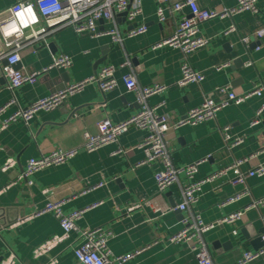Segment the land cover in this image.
I'll return each instance as SVG.
<instances>
[{
  "label": "crops",
  "instance_id": "0c3cea01",
  "mask_svg": "<svg viewBox=\"0 0 264 264\" xmlns=\"http://www.w3.org/2000/svg\"><path fill=\"white\" fill-rule=\"evenodd\" d=\"M16 1L0 0V11ZM196 1L199 7L216 11L235 3L234 0ZM158 6L167 13L163 22H158L155 15ZM168 7V2L143 0L142 13L132 25L145 24V32L125 38L120 44L106 35L89 37L75 33L69 26L61 28L46 39L48 44L52 42L54 50L48 45L24 47L16 68L26 72L41 69L60 52L71 58L68 68H52L38 76L33 84L26 83L15 89H9L4 76H0L3 77L0 107L5 105L0 113L1 126L2 121L19 108L92 75L102 52L105 60L96 71L108 63L116 66L113 89L102 92L95 83L87 84L55 109L38 110L28 121L17 118L0 129V261L13 254V264H47L51 258L56 259V264H79L73 255L78 233L72 231L44 254L33 255V250L47 238L61 234L57 218L49 211H42L47 202L57 201L64 214L79 212L76 220L79 229H100L106 233L105 248L109 254L141 249L125 264H197L189 248L168 240L182 228V220L189 214L176 212L170 205L180 202V185L185 184L187 178L180 173L178 183L162 192L156 191L153 172L159 164L139 163L144 156L137 144L143 131L131 127L115 142L92 151L81 147L83 132L95 133L99 119L108 117L113 122H122L137 111L134 94L124 86L126 75L135 76L140 85L164 86L150 96L148 102L160 104L159 112L169 119L167 140L177 168L197 163L195 179H201L238 160L242 171L264 165V151H256L261 123L250 126L261 105L257 96L240 104H228L214 118L202 123L174 127L189 109L200 105L205 96L210 95L218 102L224 100L225 94L217 91V87L227 85L239 93L264 81V35L260 38L254 35L264 27V0H256L255 13L226 14L199 25V34L209 41L191 53L187 61L191 68L201 71L204 78L184 86L177 85L183 59L181 51L166 46L153 48L156 42L170 36L177 24L178 15L169 13ZM114 23L121 33L131 29V23L121 15L115 17ZM231 25L235 30L223 35ZM106 27L108 24L100 21V31ZM245 37L247 42L242 41ZM253 42L254 47L249 48ZM228 47L233 50L229 52ZM236 56L241 58V63H233ZM222 64L226 66L215 68ZM59 71L66 72V83L58 77ZM73 109V115L67 119L66 112ZM263 119L264 110L260 121ZM224 127L241 142L228 147L222 134ZM58 148L75 152L64 162L34 172L27 178L32 181L31 185L19 177L27 161ZM9 158L14 160V165L2 170ZM231 178L232 173L227 172L205 183L192 205V210L200 214L205 224H212L204 238L208 246L217 241L218 245L210 251L214 264H235L245 252L253 251L248 241L243 240L240 230L246 228L253 232L264 226V203L255 204L264 198V175L248 176L242 183H233ZM235 211L242 212L239 219L233 223H218ZM227 239H231L234 246L226 249L221 244ZM237 239L241 240L239 247L235 245ZM244 264H264V254Z\"/></svg>",
  "mask_w": 264,
  "mask_h": 264
},
{
  "label": "built area",
  "instance_id": "2783aa9c",
  "mask_svg": "<svg viewBox=\"0 0 264 264\" xmlns=\"http://www.w3.org/2000/svg\"><path fill=\"white\" fill-rule=\"evenodd\" d=\"M143 0H17L11 6L0 11V76H4L9 89H15L23 84H33L42 73L55 69H66L71 65V58L68 54L59 53L51 57L49 64L41 69L26 72L22 68H16L20 61V50L24 47L46 46L47 37L54 31L64 27H71L77 34H85L89 37L106 35L114 43H122L125 38L142 34L146 30L145 24L133 26L132 29L121 33L117 29L114 20L116 16L126 12L124 19L132 23L142 13ZM160 3H169V13L177 14L178 21L173 33L156 42L155 47H171L179 49L183 59L180 64L177 85L184 86L188 83L200 82L204 78L201 71L191 68L187 57L197 49L208 43V38L201 36L198 32L199 25L209 19L225 16L226 14L240 13L241 11L257 12L256 0H234V5L226 7L222 11L209 10L197 5L196 0H156ZM187 12V13H186ZM158 22L166 19L165 9L158 6L155 10ZM100 21L108 24L104 30L100 31L98 25ZM235 30L231 25L224 34H229ZM254 35L258 38L264 35V27L256 30ZM247 42L248 38H243ZM19 57L18 60L15 58ZM125 63H128L126 61ZM222 64L215 68L225 67ZM116 66L111 63L102 66L95 74L87 76L65 86L63 89L54 91L46 96L40 97L25 108H19L12 115L2 121L0 129L7 126L17 118L28 121L32 114L38 110L51 111L58 107L64 100L72 94L81 91L87 84L95 83L100 91L105 92L116 86L114 72ZM127 91L134 94L138 104L137 111L122 122H113L108 117L99 119L96 122V132H83V143L81 147L86 151H92L101 145L112 143L118 140L119 136L131 127L143 131L137 147L142 150L143 158L139 162L147 166L159 164L153 172V180L157 192H162L166 188L178 183L179 174L183 173L187 182L180 185V202L175 208L187 211L189 214L182 220V228L169 237L170 242L182 243L195 255L197 264H214L207 242L204 238L206 231L212 224H205L198 212L192 210V205L197 201L205 183L212 182L216 177H221L227 172L232 173L233 183H242L248 176L264 175V165L258 164L255 168L242 171L241 161L220 168L209 175L195 179L197 163L187 164L177 168L172 161L167 140V131L170 122L166 114L159 112L160 104L150 105V96L161 91L164 86L154 83L150 85H140L135 76L126 75L123 78ZM225 94V99L218 102L207 95L200 105L188 110L181 117L174 127L188 124L196 125L215 117L216 113L228 104H240L251 96L261 99V105L255 111L250 121V126H255L260 122V115L264 110V81L244 92H235L231 87L225 85L216 88ZM12 102V101H10ZM5 109V105L0 107V113ZM224 141L228 147L241 142L237 136L228 133V128H222ZM75 150H63L58 148L52 152L41 154L36 158L27 161L25 169L21 171L19 177L27 180L34 172L45 168L53 163L66 161ZM14 160L9 158L2 166V170L14 165ZM32 184L31 180H27ZM1 193V191H0ZM264 198L259 199L255 204H263ZM60 202L49 201L42 209L43 212H51L58 220L61 234L52 235L33 250L34 257L44 254L62 239L69 236L70 232L78 233V243L73 248V255L79 264H125L141 249H136L119 255H112L105 248L107 239L106 233L100 229H79L76 220L79 212L64 214ZM174 209V208H172ZM162 213L160 208L156 209ZM169 210H171L169 208ZM241 211L228 214L218 223H233L240 218ZM24 220V219H23ZM22 221V220H19ZM235 233V231H233ZM264 254V249L257 251H247L235 264H244L247 261ZM14 255L11 254L0 261V264H13ZM56 259L51 258L47 264H56Z\"/></svg>",
  "mask_w": 264,
  "mask_h": 264
},
{
  "label": "water",
  "instance_id": "95a60500",
  "mask_svg": "<svg viewBox=\"0 0 264 264\" xmlns=\"http://www.w3.org/2000/svg\"><path fill=\"white\" fill-rule=\"evenodd\" d=\"M125 13L126 12H124V13H122L121 14V16H123L124 17V15H125ZM132 27H133V25L131 26L130 25V28L132 29ZM250 40H252V37L250 38ZM48 45V48L50 49V50H54V46H53V44H52V42H50L49 44H47ZM225 45L226 46H228V42H226L225 43ZM254 42L253 43H251L250 45H248L249 46V48H251V47H254ZM53 48V49H52ZM229 49H228V51L229 52H231L232 50H233V48L231 47H228ZM102 58H100L99 60H97L96 62H95V64H94V66H93V68H94V72H93V74H95L97 71H96V68H97V66L101 63V62H103L104 60H105V58H104V52H102V56H101ZM240 60H241V58L239 57V56H236L234 59H233V63H236V62H240ZM241 63V62H240ZM19 63H17L15 66H17ZM58 77L59 78H61L62 79V82L63 83H66L67 81H68V76H67V74H66V72H60L59 71V74H58ZM3 77H0V81H3V80H1ZM64 88V86H62L61 88H58L57 89V91L58 90H60V89H63ZM74 109L73 110H70V111H68V112H66V114H67V119H70V116H72L73 115V113H74ZM260 123H261V130L259 131V137H257L258 139H259V146H258V148H257V152H263L264 151V119L263 120H261L260 121ZM170 205H171V207L172 208H174L173 210L174 211H176V212H180V210L179 209H177V208H175V206H176V204L174 203V202H171L170 203ZM241 232H240V234H241V236H242V238H243V240H246V241H248V243L250 244V246H251V248H252V250L253 251H257V250H259V249H262V247H264V226H262V227H259V228H257L255 231H253V232H250V231H248L246 228H242L241 230H240ZM237 241L238 242H236V246H241V240L240 239H237ZM218 244H217V241H214V242H212L211 243V245L210 246H208V248H209V251H211V249H214V247L215 246H217ZM222 245V247L223 248H231L232 246H234V243H232V241H231V239H227L226 240V242H224L223 244H221Z\"/></svg>",
  "mask_w": 264,
  "mask_h": 264
},
{
  "label": "clouds",
  "instance_id": "9594fccd",
  "mask_svg": "<svg viewBox=\"0 0 264 264\" xmlns=\"http://www.w3.org/2000/svg\"><path fill=\"white\" fill-rule=\"evenodd\" d=\"M15 59H16V60H18V59H19V57H16Z\"/></svg>",
  "mask_w": 264,
  "mask_h": 264
}]
</instances>
